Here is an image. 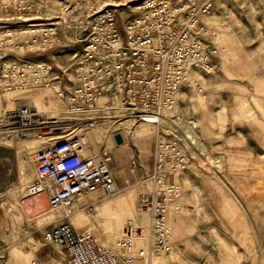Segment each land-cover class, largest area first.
I'll use <instances>...</instances> for the list:
<instances>
[{"label":"rangeland","instance_id":"rangeland-1","mask_svg":"<svg viewBox=\"0 0 264 264\" xmlns=\"http://www.w3.org/2000/svg\"><path fill=\"white\" fill-rule=\"evenodd\" d=\"M142 1L107 2L108 5L129 4L127 7L114 6L120 15L127 17ZM12 2L0 0V39L5 31L16 29L23 23L15 18L12 10L4 8ZM68 3V0H44L41 13L32 15L41 16L37 22L57 25L59 36L65 43L75 41L79 26L78 20L62 10ZM213 3L211 14L203 22L205 31L201 32V37L213 52L215 70L211 74L195 73L191 87L182 91L176 108L167 111L171 117L181 118L179 124L168 121V126L161 122L156 128L137 122L125 113L112 124L98 123V128L107 129L106 132H93L75 125L61 135L67 136L62 141L72 137L86 138L85 147L96 153L110 142L114 175L122 191L113 197L99 191L103 195L101 199L87 194L85 197L89 201L81 213L74 215L72 225L78 233L98 230L101 243L113 251H119L122 232L129 219L120 222L117 233L110 229L109 233L113 234L110 242L105 224L96 216L98 208L103 203L113 204L136 193L134 201L129 200L130 211L134 218L137 214L140 218L139 211L146 210L140 204V195L148 191L145 183L153 166L155 135L160 131L172 141L176 140L174 142L192 157V163L187 170L171 173L168 177V183L181 188L176 205L182 204L183 207L177 212L173 210L168 217L173 251L159 258L175 255L176 260L168 264H264V0H213ZM7 45L0 46L2 54H8L10 59L19 56L15 55L19 54L18 49H10L12 47ZM80 48V45L71 46L66 52L58 50L46 55L35 52L33 59L48 62L59 71L57 65L67 68L71 63L68 52ZM196 82L201 89L193 85ZM33 91L38 94L13 93L16 95L10 98L11 95L0 93V115L10 108L30 106L51 117L55 104H58L64 106L60 109L62 117H68L64 111L66 104L57 92ZM200 93L208 97L207 107L198 102ZM51 95L53 98L49 97ZM48 106L52 109L48 110ZM191 122L197 123L192 131L194 139L185 143L184 130L191 128ZM165 126L172 128L170 132L164 131ZM90 132L101 143L90 141ZM115 135L123 137L122 145L114 141ZM61 136L43 140L32 134L17 142L0 139V264H33L24 249L25 239L31 237L37 228L48 230L63 222V211H48L43 218L28 219L23 207L24 201L29 199L27 189L35 179L33 166L26 165L24 160L31 162L39 151L52 144L50 139ZM26 145L28 150H25ZM115 151L123 157L118 158ZM79 216H83L82 223L77 220ZM88 221H91L90 227Z\"/></svg>","mask_w":264,"mask_h":264},{"label":"built area","instance_id":"built-area-1","mask_svg":"<svg viewBox=\"0 0 264 264\" xmlns=\"http://www.w3.org/2000/svg\"><path fill=\"white\" fill-rule=\"evenodd\" d=\"M43 1L13 0L4 8L21 22L41 18L32 15L41 13ZM68 1L62 10L78 20L75 41L62 42L57 25L37 21L8 29L0 39L1 48L8 44L19 50L13 59L0 50V93L48 87L56 82L50 76L52 65L35 61V52L46 55L81 46L68 52L69 67L57 66L56 92L66 104L68 117L51 119L30 106L7 110L0 115V139L58 135L75 125L88 128L90 118L105 116L104 110L159 126L162 111L175 107L192 72L215 70L213 52L201 37L202 17L211 13L213 0H144L127 17L109 6L108 0ZM195 87L201 85L196 82ZM85 146L86 138L72 137L35 155V179L27 196L46 197L51 210L64 213L63 222L44 233L45 242L60 247L68 264H148L153 257L170 253L168 217L179 211L181 188L168 183V177L187 170L192 157L168 137L157 135L153 166L146 178L150 190L140 195L142 208L150 213L148 247L135 248L134 241L143 231L127 224L117 252L91 233H78L68 222L77 198L99 191L113 197L122 191L113 174L112 152L104 146L92 153Z\"/></svg>","mask_w":264,"mask_h":264},{"label":"bare ground","instance_id":"bare-ground-1","mask_svg":"<svg viewBox=\"0 0 264 264\" xmlns=\"http://www.w3.org/2000/svg\"><path fill=\"white\" fill-rule=\"evenodd\" d=\"M129 4H123V5H114V4H111V5H109V6H115V7H127ZM213 5H214V3H213ZM211 14V13H210ZM209 14V15H210ZM209 15H206V16H203L202 17V26L205 28V25H204V23H205V18H207ZM39 19H41V18H36V19H24V20H22V22L23 23H31V22H34V21H38ZM204 22V23H203ZM55 25V24H54ZM201 28V27H200ZM209 30V29H208ZM204 31H205V29H204ZM222 49L220 50V54L222 53ZM195 73H199V74H201V75H204V74H202V73H200V72H197V71H195V72H192V74H191V76H190V84L188 85V87H191V85H192V76H194L195 75ZM50 76L51 77H55L54 78V80L56 81L55 83H53V84H51V85H49L48 87H43V88H35V89H33V90H37V89H41V90H52L53 92H56V91H58L59 90V82H58V80L57 79H59L57 76H58V70H56L55 71V68H54V66H52L51 67V72H50ZM199 83V82H198ZM193 85H195V83L193 84ZM202 88V87H201ZM201 88H199V89H201ZM33 90H17V91H12V92H8V93H6L5 95H11V97L10 98H12L14 95H16V94H13V93H21V94H24V95H26L25 93H28V94H31V93H33L34 91ZM23 92H25V93H23ZM32 95V94H31ZM181 95V94H180ZM180 95H179V97H180ZM199 95V97H198V102L200 103V104H202L201 106H206V103H208L209 102V100H208V97H206V96H203V94L202 93H200V94H198ZM49 97H52V95L51 96H49ZM53 98V97H52ZM58 100V99H57ZM57 102H60V100H58ZM177 104L178 103H176V105H175V107L174 108H172V109H164L163 111H162V116H163V119H162V124L163 125H170V124H179V122L181 121V118H179V117H171V115H169V114H171L170 112H167V111H172V110H174L175 108H176V106H177ZM64 106H59L58 104H55V106H54V112H53V115L51 116V119H66V118H64V117H62V112L60 111V109H62ZM207 107V106H206ZM205 107V108H206ZM11 109H13V108H10V109H7V110H11ZM38 109V108H37ZM65 111V110H64ZM104 111H106L105 113V116H103V117H97V118H90L91 120L88 122V125H86V126H88V128L87 129H91V130H93V132H97V131H100V132H106V130L107 129H99V128H97L98 126H99V124L98 123H101V122H105V123H113V120L114 119H120V118H123L122 116L125 114V113H123L122 115H119V113L120 112H115V113H113V112H111L110 110H104ZM4 111H1V113H3ZM113 114H117V115H113ZM127 115V114H126ZM175 118V119H174ZM73 119V118H72ZM222 119H223V117H222ZM78 121L79 120H67V122H71L70 124H79L78 123ZM169 121V122H168ZM170 123V124H168V123ZM142 123H144V122H142ZM144 124H147V125H151V124H148V123H144ZM190 124H192L191 125V128H186L185 130H184V134H185V136H184V142L185 143H188L190 140L191 141H193V136H192V131H193V129H194V127H196L197 126V123L196 122H191ZM124 125V124H123ZM152 126H155V125H152ZM167 126V127H168ZM156 128H159V126H155ZM166 126L163 128L164 129V131L165 132H170V129H172L171 127L170 128H167ZM143 131H145V130H143ZM62 134H54V135H52V136H61ZM157 135H161V136H163V137H166L167 135L166 134H164V133H161L160 131H158L157 133H156V135L155 136H157ZM116 136V135H115ZM115 136H114V141L117 143V141L115 140ZM146 136V135H145ZM48 137H51V136H46V137H43V136H39V138L40 139H43L44 140V138L46 139V138H48ZM67 136H61V137H58V138H52V139H50V143H52L50 146H52V145H55L57 142L59 143V142H62V139H64V138H66ZM56 140L57 139V141H53V140ZM88 139H90V141H92V142H95L96 141V138H95V136L93 135H90V138H88ZM122 139H123V137H122ZM174 140V139H173ZM7 141V140H6ZM25 141V140H24ZM29 141V140H28ZM35 141V140H34ZM49 141V140H48ZM65 141V140H64ZM174 141H176V140H174ZM9 142H17V140H10ZM27 142V141H26ZM53 142H56V143H53ZM124 143V139H123V142L121 143V144H119V143H117L118 145H122ZM240 143V142H239ZM229 144H231V142L229 141ZM26 147V146H25ZM25 150H26V148H25ZM28 150V149H27ZM27 155H29L28 153H27ZM30 156V155H29ZM24 163L26 164V165H31V166H33V169H34V177H35V157L34 158H32L31 159V162H30V160L29 159H25L24 160ZM178 173V172H177ZM21 182V181H20ZM172 183V182H171ZM31 184V183H30ZM145 184H148V191L150 190V184H149V182L148 181H146V183ZM173 184H175V183H173ZM243 184V183H242ZM21 185V184H20ZM30 186V185H29ZM29 188V187H28ZM146 188V187H145ZM27 191H28V189H27ZM147 190H145V192H146ZM147 191V192H148ZM144 192V193H145ZM86 195H83V196H81V197H79V198H77L74 202H73V204H72V209H74V211L76 212V213H78V212H80V209L78 208L79 206H78V204H77V201L79 200V199H81V198H83V197H85ZM29 199L28 200H26V201H24V203H23V207H24V210H25V214H26V216H27V218L28 219H33V218H41V217H44L45 215H47L48 214V211H53V210H51V208H50V206H49V203H48V200L46 199V197H42V196H39V197H37V198H33V197H28ZM181 207H183L182 206V204H179V205H177V208L180 210L181 209ZM9 212H12V210L11 209H9L8 210ZM139 213H140V222H135V223H130V224H133V225H135V226H137V227H140L141 229H142V231H143V234H142V236L141 237H139V238H137L135 241H134V246H135V248L136 249H146L147 247H148V226H149V222H150V217H149V213L146 211V210H141V211H139ZM173 250H171V252H172ZM170 252V253H171ZM167 255H169V254H165V255H160V256H155V257H153L152 258V260H151V262H149L148 264H152V261H153V264H157L158 262H161V261H163V259H161V258H159V257H161V256H167ZM157 257V258H156ZM155 258V260H153Z\"/></svg>","mask_w":264,"mask_h":264},{"label":"crops","instance_id":"crops-1","mask_svg":"<svg viewBox=\"0 0 264 264\" xmlns=\"http://www.w3.org/2000/svg\"><path fill=\"white\" fill-rule=\"evenodd\" d=\"M57 66H59V65H57ZM59 67H61V66H59ZM31 94L37 95L38 93L34 92ZM49 108H50V106L47 107L48 110H49ZM50 109H52V108H50ZM52 112L53 111H51V113ZM91 132L88 133V138H90V135H92V136L94 135ZM95 142H98L97 139ZM95 142H93V143H95ZM98 143H101V142H98ZM106 144L107 145H105V146L109 150L111 149V151H112L113 149L109 148L110 142H107ZM103 147L104 146H102V148ZM25 148L27 150L28 146L26 145ZM91 152L96 153L94 151V149H92ZM120 152H124V150H120ZM115 153H116V156L118 158L123 157V155L121 153H119L117 151H115ZM113 174H114V170H113ZM114 177H115V175H114ZM115 179H116V177H115ZM116 181H117V179H116ZM117 183H118V181H117ZM98 193L99 192H96V193H93L92 195H94V197H97L98 199H101L103 197V195L100 193L98 194ZM135 197H136V193L133 194L132 196H130L129 198L125 197V198L118 199L113 204L108 202V203H103L101 206H99L98 213L96 216L100 219L101 223L105 224V230H106L107 238L110 242H111L112 237H113L112 236L113 234L111 235L109 233L110 229H111V232L117 233L120 229V222L122 220L129 219L128 222L130 224V223H135L136 220L141 218V217L140 218L138 217L139 214H137V218L136 217L134 218V214H132L130 211L132 209L130 207L129 200L131 199L132 201H134L133 199H135ZM88 201H89L88 197L87 198L83 197L77 201V204L79 206L78 208L80 209V212H78V213H81L83 211L82 208L87 205L86 203ZM97 203H99V201ZM100 203H101V201H100ZM89 206H91V205H89ZM75 214H76V212L74 213V215ZM74 215L68 221L71 225H72V219H73ZM41 218H43V217H41ZM77 220L79 223H82L83 216L82 217L79 216L77 218ZM92 221H93V225L95 226V223H96L95 219H93ZM112 221H115V222L113 223ZM90 222L88 221V227L91 226ZM51 224H54V223H50V225ZM42 229L41 228L35 229L30 234L31 237L25 239V248L24 249H25V251H28L29 258L32 260L33 263L36 262V264H68L67 256H66L65 252L60 247H58L55 244H49V243L45 242L44 233L47 231V228H44V230H42ZM81 233H83V232H81ZM90 233L95 235L96 237H98L99 240L101 241L100 233L98 232V230H93ZM174 256L172 255L171 256L172 258L163 259V261L158 262L157 264H168L169 261L176 260V259H174ZM152 264H153V262H152Z\"/></svg>","mask_w":264,"mask_h":264},{"label":"water","instance_id":"water-1","mask_svg":"<svg viewBox=\"0 0 264 264\" xmlns=\"http://www.w3.org/2000/svg\"><path fill=\"white\" fill-rule=\"evenodd\" d=\"M115 140L117 141V143L121 144L123 142L122 136L121 135H116L115 136Z\"/></svg>","mask_w":264,"mask_h":264}]
</instances>
